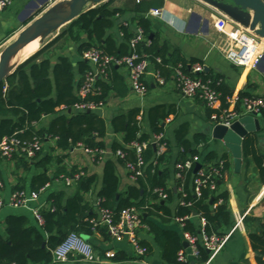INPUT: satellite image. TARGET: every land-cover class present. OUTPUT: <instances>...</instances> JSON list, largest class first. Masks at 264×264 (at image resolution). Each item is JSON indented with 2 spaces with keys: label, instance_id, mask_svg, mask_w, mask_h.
<instances>
[{
  "label": "trees",
  "instance_id": "trees-1",
  "mask_svg": "<svg viewBox=\"0 0 264 264\" xmlns=\"http://www.w3.org/2000/svg\"><path fill=\"white\" fill-rule=\"evenodd\" d=\"M113 3L114 0H110L72 22L51 44L26 60L0 86V141L5 137L16 136L23 142H31L37 138L43 145L41 151L32 160L21 151L15 153L12 159H8L14 162L18 170H24L30 174L34 172L29 190L38 192L46 185L51 187L56 181L63 182V176L71 178L80 171L85 173L76 181V191L71 196H68L64 190H53L50 187L47 189V204L55 208V211L48 209L42 211L45 219L43 227H40L34 218L31 219L22 214L9 215L5 219L4 232L0 233V264H54L52 252L71 233L92 237L97 231L104 237H109L108 226L94 227L92 220L97 219L98 211L86 199V195L93 190L96 184V175H89L86 169L68 168L64 164L66 154L53 155L57 151L68 153L78 144H83L86 148L105 151L104 138L108 131L105 120L96 111L78 112L74 110L75 105L81 101L77 92L84 82L86 73L93 67L90 63L87 64L80 59L75 66V63L68 57H59L56 61L49 58L40 60L42 55L63 37L68 36L80 45V56L87 50L97 48L108 55L122 57L130 52L129 42L135 35L130 25L136 23L143 31L145 41H149V45L141 43L138 50L149 56L150 65L155 66V71L160 72L166 79L173 73V67L182 64L184 70L190 72L189 65L178 52L174 51L170 54L166 45H160L158 36L154 34L151 20L145 17L151 9L163 7L164 0L138 1L133 10L135 17L131 22L122 20L126 10L112 7ZM124 22L127 23L126 26L123 25ZM115 26H119V30L123 33L120 44L115 36L110 34ZM107 70V78H98L96 81L101 94L88 96L87 100L104 104L107 102L109 92L113 88L112 77L113 75L119 76L116 66H111ZM195 76L212 80L214 88L221 94L219 108L209 109L210 118L215 113L220 114L229 109L233 90L226 85L221 76L205 72ZM5 84L8 85L6 92L3 91ZM245 97L251 96L245 93L239 95V103L236 107L238 113L241 112L242 100ZM137 114L130 112L128 115H120L115 117L111 124L115 133L124 134V145L114 143L112 147L114 156L118 151L126 153L125 159L116 156L124 166L128 161H137L136 154L130 145L148 142L151 137L142 133ZM160 121L157 118L152 122V130L154 135L164 136L162 142L167 143V151L159 154V150L153 144L148 145L142 153L141 170L143 174L124 191L120 189L114 162L112 160L105 162L102 187L98 198L101 200V208L114 212L115 222L120 220L123 210L136 208L141 213L143 225L148 227V232L154 236L165 263L180 264L178 255L184 249L180 235L176 231L161 228L153 219L168 223L176 218L193 217L196 214L197 217L206 220L205 231L208 235L223 236V228L231 224L232 214L227 202V193H217V190L224 182L227 164L225 163L221 168L222 177L214 181L217 186L216 191H212L210 187H203L201 197H197L194 194L196 166H218L220 160L223 159L213 152L201 155L193 144L194 142L206 143L207 137L205 134H200L196 137V141L191 142L186 138V126H182L176 131L179 153L177 158L172 160V148ZM48 139H55L56 142L54 147L46 151L44 146ZM243 153L246 157H253L264 180V158L258 155L255 137L248 136L244 140ZM194 156H200L201 162L194 163L190 170L184 171L183 178H176L174 187L169 188L171 171L177 174V165L184 164ZM0 158L6 159L1 155ZM102 158L103 154H96L95 162H101ZM54 165L56 169L52 173ZM2 179L3 175L0 170V180ZM181 187L183 191H179ZM159 189L164 190L167 199L160 198L157 192ZM23 190H27L26 187L19 184L13 192ZM175 201L177 205L172 209L171 204ZM182 201L186 205H182ZM184 231L199 236L201 228L186 220ZM139 240L147 252L144 256L137 258L145 260L152 254L153 246ZM255 242L264 248V240L255 239ZM254 247L258 250L256 245ZM201 254L204 256L205 251L201 250ZM123 260L133 261L125 254L115 257L116 262ZM67 264L94 263L82 262L79 257H71Z\"/></svg>",
  "mask_w": 264,
  "mask_h": 264
},
{
  "label": "crops",
  "instance_id": "crops-1",
  "mask_svg": "<svg viewBox=\"0 0 264 264\" xmlns=\"http://www.w3.org/2000/svg\"><path fill=\"white\" fill-rule=\"evenodd\" d=\"M59 1L61 0H13L8 9L0 11V43H2L0 47L5 43L16 41L23 31L46 14ZM138 1L141 0H114L112 7L126 10L122 20L131 22L132 18L135 17L133 10ZM159 9L163 12L162 16L150 20L153 24L154 34L159 38L160 45H166L170 54L174 51L178 52L187 62L190 70L194 65H201L204 67L205 73L221 76L226 85L233 90L229 111H236L241 93L253 98L264 99V39L261 38L263 57L259 66L256 69L237 67L226 58L232 41L218 29L217 24L219 17L222 15L220 12L200 0H164V6ZM130 27L135 32L137 24L133 23ZM228 28L231 29V26ZM61 33H57L55 37L48 42L46 41L33 55L51 44ZM110 34L115 36L119 44L122 42L123 35L119 30V26H115ZM144 45H149V41H145ZM79 48L78 43L73 42L66 36L50 47L40 60L49 58L56 61L59 57H68L75 63V66L79 59L89 64L83 58V55L80 56ZM117 71L120 77L113 75V88L109 92L107 102L102 109L96 111L105 120L108 129L104 138L105 151L101 162H95L93 155L87 154L78 146L68 153L62 151L53 153V155L66 154L64 164L68 168L78 167L79 169H86L89 175H96V184L93 190L86 195L87 201L94 205L99 199L98 194L102 187L104 163L109 160L114 162L122 191L135 183L130 180L125 166L112 153L114 143L124 145V134L115 133L112 130L111 124L115 117L128 115L130 112L138 113L137 119L140 122L142 133L150 135V139L154 136L152 122L159 118L172 148V160L176 159L179 153L176 131L180 127L186 126V138L191 142L196 141V137L200 134H205L207 137L206 143L194 142L193 144V147L201 155L213 152L227 164L224 182L217 193H227V202L232 214L231 224L224 227L223 236H219L226 237L230 235L224 248L210 261V251L200 245V248L205 251V255L202 256L201 254L199 258L190 260L188 264H264V248L258 245L257 241L255 242V239H258V241L264 240V180L253 157H246L243 153L241 167L236 168L235 159L225 143L212 137L214 123L212 117L210 118L208 115L210 108L200 99L184 96L173 79V73L166 78L165 85H159L153 76L155 66L151 64L149 74L146 76L149 91L141 97L132 91L127 71L120 67H117ZM241 107L242 112V104ZM263 111L264 109L258 117L261 131L249 136L255 137L258 155L264 158ZM55 142V139H48L44 149L47 151L49 148L54 147ZM55 167L56 165L52 168V173H54ZM0 170L3 175V194L6 199L10 197L14 188L19 184L24 185L27 190L30 189L31 178L34 175L33 171L30 174L24 170H18L13 161L2 158H0ZM176 178L174 171H171L169 188L174 187ZM50 188L64 190L68 196H71L76 191V184L66 186L63 182L56 181ZM47 197L46 192L41 196V201L47 202ZM176 205L177 201L172 203V209ZM13 214H22L31 219L34 218L28 209H15L7 206L0 210L1 234L4 232L5 219ZM243 216H245L243 225L234 233H231L237 220ZM187 220L202 228L201 218L197 217L196 214L193 217H188ZM153 221L163 229L176 231L180 235L183 244L186 243L184 226L182 227L176 220L168 223H162L157 219H153ZM143 229L138 234L139 239L153 246L152 254L145 260L137 258L127 235L117 240L110 234L106 238L95 231L92 237H87V241L92 244L95 250L94 264H166L161 250L155 243L154 236L148 232V227L144 226ZM254 245L257 246L258 250L255 249ZM184 249L187 248L184 247ZM108 253H113L114 257H107ZM119 254H125L131 257L133 261L116 262L115 257Z\"/></svg>",
  "mask_w": 264,
  "mask_h": 264
},
{
  "label": "built area",
  "instance_id": "built-area-1",
  "mask_svg": "<svg viewBox=\"0 0 264 264\" xmlns=\"http://www.w3.org/2000/svg\"><path fill=\"white\" fill-rule=\"evenodd\" d=\"M13 3V0H0V11L8 9ZM163 14L161 9H152L146 14V18H157ZM219 17L218 29L225 33V35L232 41L231 48L226 54L227 60L237 67L254 68L256 69L263 57L262 41L249 28L242 26L235 22L227 15L221 13ZM123 25H127L124 22ZM231 26V29L228 27ZM233 28V29H232ZM123 35V33L121 32ZM145 42L144 33L142 29L137 26L135 35L129 42L130 52L122 57L108 55L105 52L92 48L83 54V58L92 65V70L88 71L84 77V82L77 94L81 101L75 105L74 110L78 112L85 111H98L104 107L103 102H95L87 100L88 96H97L101 94V89L96 86L98 78L106 79L108 76V68L116 66L124 68L127 71L128 79L131 89L138 96H145L149 91V85L146 81V76L149 74L150 62L149 56L141 53L138 46ZM264 48V47H263ZM161 61L160 59L158 60ZM173 79L187 98H197L205 103L210 109H218L220 105L221 94L214 88L213 81L204 79L196 74L204 73V67L201 65H194L191 67L190 72H186L182 64L173 67ZM159 85H165L166 79L155 71L153 74ZM8 90V85L5 84L3 91ZM243 110L238 113L236 111L224 110L222 113H215L212 115L214 126L222 125L230 128L232 124L243 116L247 115H260L264 109V99L245 97L242 100ZM163 135H154L148 142L133 143L130 148L134 151L137 157L136 162H126L125 168L128 172L131 181L136 182L137 178L143 174L141 167L143 166L142 153L147 149L148 145L153 144L158 150L159 154L167 151V143L162 142ZM43 145L37 138L31 142L22 141L16 136L5 137L0 141V155L6 159H12L13 155L19 151L24 153L30 160L34 159ZM78 147L83 149L87 154L93 155L94 159L96 154H104V150H94L84 147L83 144H78ZM116 156L121 159L126 158V153L118 151ZM200 156H194L184 164L177 165V178H183V172L190 170L194 163H200ZM225 165V161L220 160L218 166L202 167L196 172L197 177L194 180V194L201 197L202 188L210 187L212 191H216L217 186L215 179L221 178V168ZM84 171L74 174L71 178L63 176L62 181L66 186H71L76 183L82 176ZM50 185H46L40 191H16L13 192L8 199L3 194L4 183L0 180V210L9 206L15 209H28L37 224L40 227L45 225V219L42 211L48 209L55 211V208L50 207L45 201H41V196L46 193ZM179 191H183L182 187ZM161 199H167L164 190H157ZM101 200L98 199L94 206L97 208L98 217L92 220L94 227L100 225L108 226L109 234L115 239H121L127 235L134 253L137 257L144 256L147 249L140 244L138 238L139 231L144 228L141 220V213L136 208H128L122 211L120 220L114 221V212L100 207ZM221 203V202H220ZM182 205H186L184 201ZM190 205V204H188ZM188 217L176 218V222L180 223L183 227L184 222ZM245 216L240 217L231 233H234L243 225ZM203 225L201 228L200 236L192 235L188 232L184 233V239L188 243V248L179 252L178 261L180 264H188L190 260L200 257L201 248H206L210 251V261L224 248L230 235L226 237H219L218 235H208L205 231L206 220L201 219ZM202 243V244H201ZM54 264H67L71 257H79L82 262L94 263L95 250L90 242L85 240L77 233H71L68 237L52 252ZM107 257H114L113 253H108ZM209 261V262H210ZM208 262V263H209Z\"/></svg>",
  "mask_w": 264,
  "mask_h": 264
},
{
  "label": "water",
  "instance_id": "water-1",
  "mask_svg": "<svg viewBox=\"0 0 264 264\" xmlns=\"http://www.w3.org/2000/svg\"><path fill=\"white\" fill-rule=\"evenodd\" d=\"M110 0H70L69 9L55 12L50 9L34 23H32L10 46L1 52L0 59V86L12 75L22 64L14 71L7 72V67L11 59L16 56L26 42H31L37 38L45 40L53 32L61 29L67 24L76 21L82 15L90 10L107 3ZM213 7L220 13L230 17L235 22L249 28L257 36L264 39V0H200ZM94 2L95 7L88 8V5ZM153 37V36H152ZM151 37V38H152ZM43 42V41H42ZM44 48V47H43ZM28 60V59H27ZM208 70L207 68L205 69ZM259 115H247L235 121L230 128L218 125L212 129L213 139L223 141L227 149L232 153L235 159L237 169L241 167L243 157V142L251 134L261 131ZM201 168L197 165L195 172ZM85 240L87 237L82 236ZM184 247L188 248V243L184 242Z\"/></svg>",
  "mask_w": 264,
  "mask_h": 264
},
{
  "label": "bare ground",
  "instance_id": "bare-ground-1",
  "mask_svg": "<svg viewBox=\"0 0 264 264\" xmlns=\"http://www.w3.org/2000/svg\"><path fill=\"white\" fill-rule=\"evenodd\" d=\"M69 1H66V2H58L56 3L55 6L51 7L52 10H54L55 12H59V11H62V10H65V9H69L70 6H69ZM89 6V5H88ZM42 38H37L31 42H26L24 45H23V49L16 55L14 56L8 67H7V72H11L13 71L14 69H16L21 63H23L24 61H26L28 58H30L34 53H35V50L34 48H40L42 46V44L45 43V41L47 40V38L45 40H43V42L40 44V42H38V40L42 41L41 40ZM33 42V43H32ZM32 43V44H31ZM35 43V44H34ZM31 44V45H30ZM34 44V46H32ZM30 45V46H29ZM32 46V48H30ZM31 55V56H30ZM30 56V57H29ZM1 58V57H0Z\"/></svg>",
  "mask_w": 264,
  "mask_h": 264
},
{
  "label": "rangeland",
  "instance_id": "rangeland-1",
  "mask_svg": "<svg viewBox=\"0 0 264 264\" xmlns=\"http://www.w3.org/2000/svg\"><path fill=\"white\" fill-rule=\"evenodd\" d=\"M66 1H68V0H61V1H59V2H61V3H63V2H66ZM58 3V2H57ZM56 4H54L53 6H55ZM95 3L94 2H91L90 4H89V6H88V8H92V7H95ZM70 24H67V25H65L64 27H62L61 29H59V30H57V31H55V32H53L51 35H49L48 37H47V42L50 40V39H52L53 37H55L56 36V34L57 33H60V32H62L64 29H67L68 28V26H69ZM43 41V40H42ZM42 41H40V40H38V42H40V44L42 43ZM46 41H45V43H46ZM12 43H14V41L13 42H10V43H5L3 46H1L0 48H2V49H0V57H1V52L5 49V48H7L8 46H10ZM33 43V42H32ZM31 43V44H32ZM2 43H0V45H1ZM30 44V45H31ZM35 44V43H34ZM34 44L32 45V46H34ZM29 45V46H30ZM44 44H42V46H43ZM32 46L30 47V48H32ZM41 46V47H42ZM40 47V48H41ZM40 48H34V50L35 51H37L38 49H40ZM61 48V47H60ZM60 48H59V50H60ZM58 50V49H57ZM59 53V51L57 52V54ZM31 56V55H30ZM29 56V57H30ZM1 59V58H0Z\"/></svg>",
  "mask_w": 264,
  "mask_h": 264
}]
</instances>
